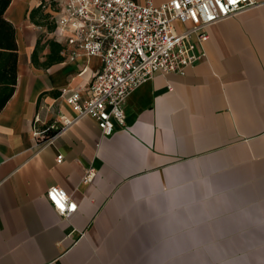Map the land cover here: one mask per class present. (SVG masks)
Returning <instances> with one entry per match:
<instances>
[{"label": "crops", "instance_id": "crops-1", "mask_svg": "<svg viewBox=\"0 0 264 264\" xmlns=\"http://www.w3.org/2000/svg\"><path fill=\"white\" fill-rule=\"evenodd\" d=\"M256 1L207 27L201 45L192 37L205 56L183 75L156 74L131 91L125 124L110 136L89 117L58 132L62 116H75L62 90L88 99L101 59H69L72 45L30 22L41 4L54 22L56 0L10 1L4 17L18 58L0 111V264H264V0ZM38 40L39 62L50 42L62 61L32 64ZM52 125L49 142L34 138ZM89 167L95 177L83 183ZM52 185L76 203L69 219L46 200Z\"/></svg>", "mask_w": 264, "mask_h": 264}, {"label": "built area", "instance_id": "built-area-1", "mask_svg": "<svg viewBox=\"0 0 264 264\" xmlns=\"http://www.w3.org/2000/svg\"><path fill=\"white\" fill-rule=\"evenodd\" d=\"M256 0H169L153 5L150 0L139 4L133 0H56L53 36L74 47L73 59L81 52L99 56L101 67L91 80L90 97L83 100L77 90H62L73 119L61 117L63 131L83 117L93 119L102 136H110L115 125L125 124L123 105L136 87L156 74L183 75L185 70L205 56L195 54L196 42L207 38V27L231 16L260 6ZM189 24L177 31L175 25ZM34 132L37 141L49 142L47 130ZM62 155L56 156L60 163ZM95 177L86 169L83 183ZM45 198L62 218L69 219L76 203L57 185L49 186ZM63 204V210L59 207ZM72 206H75L74 208Z\"/></svg>", "mask_w": 264, "mask_h": 264}, {"label": "trees", "instance_id": "trees-1", "mask_svg": "<svg viewBox=\"0 0 264 264\" xmlns=\"http://www.w3.org/2000/svg\"><path fill=\"white\" fill-rule=\"evenodd\" d=\"M11 0H0V111L13 93L16 84V64L18 58L17 44L15 41V28L5 19L4 13L8 8ZM44 5L29 12V20L34 25L46 27L48 31L54 28V22L49 21V13H44ZM50 54L44 62H39L37 52L39 50V40L31 55V62L36 66L49 67L62 61L58 54L59 46L49 43ZM57 52V55L55 53ZM57 128L47 130V135L51 136L56 133Z\"/></svg>", "mask_w": 264, "mask_h": 264}, {"label": "snow or ice", "instance_id": "snow-or-ice-1", "mask_svg": "<svg viewBox=\"0 0 264 264\" xmlns=\"http://www.w3.org/2000/svg\"><path fill=\"white\" fill-rule=\"evenodd\" d=\"M230 2H231V3H234L235 0H230ZM59 207H61V209L63 210V204H60ZM72 207L74 208L75 206H72Z\"/></svg>", "mask_w": 264, "mask_h": 264}, {"label": "rangeland", "instance_id": "rangeland-1", "mask_svg": "<svg viewBox=\"0 0 264 264\" xmlns=\"http://www.w3.org/2000/svg\"><path fill=\"white\" fill-rule=\"evenodd\" d=\"M177 26H178V25H177ZM177 26H176V27H177ZM203 49H204V44H203Z\"/></svg>", "mask_w": 264, "mask_h": 264}]
</instances>
